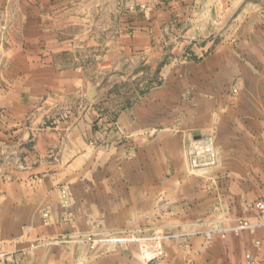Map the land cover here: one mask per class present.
<instances>
[{
    "label": "crops",
    "instance_id": "crops-1",
    "mask_svg": "<svg viewBox=\"0 0 264 264\" xmlns=\"http://www.w3.org/2000/svg\"><path fill=\"white\" fill-rule=\"evenodd\" d=\"M241 1L176 0V16L188 23L165 61L168 47L157 38L165 7L111 27L99 43L86 22L100 0H80L79 11L72 0L0 1V253L9 264L17 254V264H89L91 256L107 264L118 252L80 243L93 226L114 237L172 227L166 240L183 242L184 227L200 225V186L184 154L196 132L213 136L219 176L232 161L244 171L256 162L244 176H264V0L253 13L232 10ZM146 71L159 82L135 94L113 91L149 79ZM234 79L238 99L222 107V83ZM223 113L235 117L216 118ZM236 205L264 223L248 203ZM254 240L264 247V227L227 235L225 254L232 258L238 241L242 264Z\"/></svg>",
    "mask_w": 264,
    "mask_h": 264
},
{
    "label": "rangeland",
    "instance_id": "rangeland-1",
    "mask_svg": "<svg viewBox=\"0 0 264 264\" xmlns=\"http://www.w3.org/2000/svg\"><path fill=\"white\" fill-rule=\"evenodd\" d=\"M72 3L75 10L79 11L80 0H72ZM258 3L256 0H242L241 2L233 3L232 10L237 9L240 12V10H244L247 7L248 11L253 13L255 9L259 8ZM93 5L94 7L88 10V21L86 23L89 26L88 28L91 29V35L99 43L109 38L112 31L111 27H114V30L117 25L122 28L133 20V17L138 19L139 14L150 18L157 9L165 7L168 17L162 19L165 22H162L159 28L161 34L158 33L157 35V38L166 42L165 45L168 47L164 51L163 61L172 58L171 48L175 42L184 36L182 26L188 23L187 19L182 21L181 18L176 16L179 8L176 0H100L99 3H93ZM153 17L155 20L158 19L157 14ZM257 19L252 17L251 21H249L250 24ZM217 38L218 36L215 35L212 39L217 40ZM249 54L253 58L262 57L260 51L255 49H250ZM137 70L139 72L141 69ZM146 73L147 78L150 77L145 80L146 82L142 81V78H136L126 83L121 82L113 88V91L115 93L123 92L126 94L130 92L135 94V92L139 93L159 82L154 77L153 72L151 74L152 77L149 75L150 71H146ZM240 85L239 79L222 83V95L218 99L222 107L226 106L227 103L232 105L230 104L231 101L235 103L238 99ZM125 99L127 98L124 97L121 103ZM224 114L216 115V118L223 120L226 116L229 118L230 116L235 117V114ZM232 117L231 120H233ZM199 122L207 124V115H199ZM250 164H252L251 166L254 170L257 163L253 162ZM228 166L231 170H227L225 175L221 172L220 176L215 172L217 168H212L208 171H195L193 173L188 171L197 179L200 186V201L197 212L195 211V214L200 219V225L193 228L185 226L184 233L189 234L187 237L185 236L183 242L169 241V238L166 240V235L172 234L170 232L172 227L153 226L150 235L144 234L142 229H137L136 232H120L119 236L114 237L106 234L105 231L101 230V227L93 226V230L88 232L80 243L85 245L89 252H94L97 249H107L109 251L114 249V251L118 252V255L115 254L116 256L113 258L105 259L107 264H225L224 262L226 261L241 264V257L238 253L240 251L239 242L236 241L235 246L232 247V258H229L227 255H230L225 254L228 250V243L224 239L229 234L238 237L243 231L252 235L258 228L264 227V223L260 222V220H257V222L251 221L241 216L239 206L236 205L246 202L248 203V208H251L256 200L264 201V176L260 178L244 176V173H252L253 170L244 171L243 167H241L244 165L238 161H232L228 163ZM230 204L234 206L231 209H229ZM213 205L216 208H213ZM256 212L258 216L262 217L264 215V212L260 213L257 210ZM230 214H234L231 216L235 219L232 225L227 224L229 222L224 220ZM244 222L247 223L246 226ZM194 229H199V235L192 234ZM193 236L199 237L194 244L191 242V237ZM253 248V251L249 250V252L243 253L242 264H249L246 255L252 257L254 264H264V247L261 241L254 240ZM177 249L182 252L179 250L177 252ZM96 260L93 256L87 258L89 264H96Z\"/></svg>",
    "mask_w": 264,
    "mask_h": 264
},
{
    "label": "built area",
    "instance_id": "built-area-1",
    "mask_svg": "<svg viewBox=\"0 0 264 264\" xmlns=\"http://www.w3.org/2000/svg\"><path fill=\"white\" fill-rule=\"evenodd\" d=\"M186 159V168L190 173L195 171H208L214 168L217 164V151L215 148L214 138L211 134L200 135L197 138H190L184 148ZM61 205L66 207L68 205V194L65 189H60ZM253 207L260 213L264 212V201L256 200ZM43 221L48 223L49 213L44 211L42 213ZM246 222L244 225L246 226ZM19 254L12 256V261L17 264L20 260ZM249 264H254V260L250 255H246ZM0 264H9L5 254L0 253Z\"/></svg>",
    "mask_w": 264,
    "mask_h": 264
},
{
    "label": "water",
    "instance_id": "water-1",
    "mask_svg": "<svg viewBox=\"0 0 264 264\" xmlns=\"http://www.w3.org/2000/svg\"><path fill=\"white\" fill-rule=\"evenodd\" d=\"M194 136L195 138H197L199 136V133L198 132L194 133Z\"/></svg>",
    "mask_w": 264,
    "mask_h": 264
},
{
    "label": "trees",
    "instance_id": "trees-1",
    "mask_svg": "<svg viewBox=\"0 0 264 264\" xmlns=\"http://www.w3.org/2000/svg\"><path fill=\"white\" fill-rule=\"evenodd\" d=\"M149 88V87H148ZM142 92V91H141Z\"/></svg>",
    "mask_w": 264,
    "mask_h": 264
}]
</instances>
